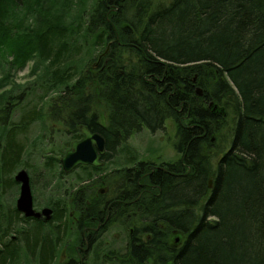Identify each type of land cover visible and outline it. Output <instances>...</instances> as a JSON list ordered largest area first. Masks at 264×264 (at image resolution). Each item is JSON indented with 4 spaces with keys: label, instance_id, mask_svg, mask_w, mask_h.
I'll use <instances>...</instances> for the list:
<instances>
[{
    "label": "trees",
    "instance_id": "trees-1",
    "mask_svg": "<svg viewBox=\"0 0 264 264\" xmlns=\"http://www.w3.org/2000/svg\"><path fill=\"white\" fill-rule=\"evenodd\" d=\"M87 2L0 0V65L47 64L0 95V245L18 235L0 264H54L70 239L74 176L63 181L54 161L41 163L51 221L4 204L13 174L34 168L30 133L45 105L65 127L57 156L87 126L111 151L113 185L128 180L131 202L143 193L128 207L136 230L123 264H264V0ZM170 120L179 159L152 173L130 139Z\"/></svg>",
    "mask_w": 264,
    "mask_h": 264
},
{
    "label": "flooded vegetation",
    "instance_id": "flooded-vegetation-1",
    "mask_svg": "<svg viewBox=\"0 0 264 264\" xmlns=\"http://www.w3.org/2000/svg\"><path fill=\"white\" fill-rule=\"evenodd\" d=\"M81 134H82L81 139H83L84 135L82 132ZM94 134H98V133H94ZM110 153L111 151L107 148V144L105 140V152L103 155H100L101 156L100 166L97 167L93 165L79 166L70 174L64 172L61 163V159L64 157L65 154L63 156H57V155L53 156L55 159H57L56 162L53 159V157H50L48 159L54 161L53 163L56 165V167H59L60 171L65 173L64 175L61 174L63 181L69 183L68 178L71 176H74V181H75L74 189L72 192H75L76 194L74 195L73 199L71 200L69 199L70 201L69 203L73 204L76 211H74L73 214L69 212V215L71 216V219L73 218L72 223L74 225V230H75L74 232H76L77 237L73 243L68 240L64 246V250L66 251L67 250L71 251V249L74 248L75 257H71L70 261H68V263L65 264H90V262H92L91 264H101V263L103 264V262L104 264L105 263L108 264L109 261H111V263L116 262L115 264H123L125 262V260L123 259V255H125L126 250L129 248V235L130 233L133 234V232L136 230L134 229L133 226L129 224L128 220L132 216H134V214L129 212L128 207L131 204L133 205L139 204L141 202L143 193H141L138 198L134 199L131 202L126 200V198L132 195L133 193L134 195H136V193L133 192L134 190L130 191V189L128 188L129 185L128 180L122 181V184L118 185L117 187L113 185L116 176L114 170H112L114 167V165L112 164L113 156H111ZM159 167L160 165H155L154 167L151 168L152 169L151 172L153 173V170L156 171V169ZM86 168H90V171L92 170L94 171L95 174L93 177H90L88 173L81 174L82 171L83 172L87 171ZM22 169L27 170L28 168L21 167L16 172L18 173V171ZM57 171H58L57 174L60 173L59 170ZM151 172L147 175H150ZM15 176L14 178L12 177L14 182L13 189L17 186L18 187L20 186V184H18L15 181ZM127 176L128 175L126 174L125 179H127ZM141 186L142 185L140 184L139 188L143 191H146L142 188L143 186L142 187ZM136 190H138V187L136 188ZM64 193H66V191H64ZM117 205H119V207H117L118 211L113 212L112 211L113 206H117ZM46 206L47 207L44 208H51L53 210V208L48 206L47 204ZM90 207L91 208L95 207V209L97 208L98 209L88 211ZM34 208L38 212H41L44 209V208L37 209L35 207V198H34ZM15 209L17 210L16 207ZM17 212L19 211L17 210ZM20 215L24 216V214L22 213H20ZM53 216H54V210H53L52 218ZM28 219H33L43 224H47L49 222L46 221L44 217L40 219H35V218H28ZM113 228L119 229L123 233L126 232L125 233L126 247H125V252L123 254L115 253L114 250L110 251V249L108 248L109 245L104 243L106 236L108 235V233L111 232ZM13 234H16L15 230L11 232V234L4 240V243L2 244H8L9 242H13L18 237V235L15 236ZM2 244L0 245V248L3 247Z\"/></svg>",
    "mask_w": 264,
    "mask_h": 264
},
{
    "label": "rangeland",
    "instance_id": "rangeland-1",
    "mask_svg": "<svg viewBox=\"0 0 264 264\" xmlns=\"http://www.w3.org/2000/svg\"><path fill=\"white\" fill-rule=\"evenodd\" d=\"M90 5L92 0H87ZM171 0H151L152 4L156 7L160 4H167ZM1 55H4L1 53ZM98 55L96 54V58L98 59ZM12 61V58L9 59ZM38 61L33 59L29 61L26 66L21 69L12 70L9 69V65L4 64L0 65V83L2 87L0 88V95L19 92V87H26L28 84H31L33 81H36L38 77L44 72L47 67V64L40 65L38 69H36ZM89 62V64H91ZM94 66H98V61L93 62ZM22 92L19 93L23 94ZM26 95L24 94V97ZM51 104V103H50ZM45 104H43L44 106ZM1 108V107H0ZM45 120L42 123H36L31 130L30 136L32 147V152L34 160H30L29 163L34 165L26 170L28 171L31 178V187L33 196L35 198V207L37 209H42L46 206V203L50 199V192L48 188H46L48 179H45V172L41 169V163L45 160H48L50 157L56 156L55 151L61 149L62 144V136L65 131V127L62 122L51 118L50 109L51 107L45 105ZM176 134V124L170 120L166 123V128L163 131H158L156 133H152L147 129H143L141 132L135 133L130 139V145L136 150L139 158L144 161H151L160 165L163 162H174L178 161L179 155L176 153L173 147V140ZM66 139V138H64ZM32 161V162H31ZM114 168V167H113ZM115 168H118L117 166ZM23 170V169H22ZM57 170L60 171V168L57 167ZM114 170V169H112ZM20 171V170H19ZM18 171V172H19ZM35 172V174H34ZM17 172L13 174V178ZM20 188L21 186L15 187L12 191H10L7 196L4 198V204L6 207L15 208L17 205V200L20 197ZM75 208L73 204H70L69 212L71 214L74 213ZM73 218L70 223L71 233L70 239L72 243L75 241L77 234L74 232ZM24 226L18 225V229L23 228ZM25 228V227H24ZM119 232V233H118ZM17 233V232H16ZM126 233V232H125ZM123 233L119 229H112L110 233L106 236L104 243L109 245L110 251L114 250L115 253H124L126 247V234ZM17 235V234H13ZM65 244L60 248L59 254L55 260L54 264H65L70 261L71 257H75V253H71L70 250H64ZM91 259V258H90ZM91 261V260H90ZM89 263V261H88ZM92 262H90L91 264ZM116 263V262H115ZM108 262V264H115ZM25 264V263H23ZM31 264V263H30ZM102 264V263H101ZM104 264V262H103ZM106 264V263H105Z\"/></svg>",
    "mask_w": 264,
    "mask_h": 264
},
{
    "label": "water",
    "instance_id": "water-1",
    "mask_svg": "<svg viewBox=\"0 0 264 264\" xmlns=\"http://www.w3.org/2000/svg\"><path fill=\"white\" fill-rule=\"evenodd\" d=\"M198 93L201 95L200 90H198ZM81 132L84 138L72 142L70 148L61 159L64 172L67 174L72 173L79 166L93 165L97 167L101 165L100 155L105 152V140L99 134L92 133L87 126H82ZM15 181L21 186L20 197L16 205L17 210L24 214L26 218L40 219L44 217L46 221H50L53 214L51 208H44L41 212L36 211L34 208V197L29 173L25 169L20 170L15 176Z\"/></svg>",
    "mask_w": 264,
    "mask_h": 264
}]
</instances>
